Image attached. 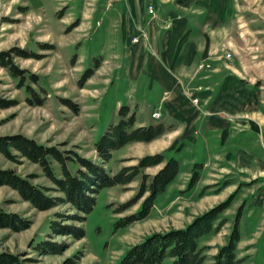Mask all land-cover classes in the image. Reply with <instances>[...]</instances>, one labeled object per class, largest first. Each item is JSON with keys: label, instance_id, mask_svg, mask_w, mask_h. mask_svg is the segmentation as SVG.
Wrapping results in <instances>:
<instances>
[{"label": "rangeland", "instance_id": "1", "mask_svg": "<svg viewBox=\"0 0 264 264\" xmlns=\"http://www.w3.org/2000/svg\"><path fill=\"white\" fill-rule=\"evenodd\" d=\"M95 1L87 5L90 11ZM229 6L228 19L235 20L236 38H245L240 42L239 58L244 61L252 88L264 100V0H229ZM82 7L83 0H0V53H12L14 63L27 71L25 84L35 90L33 96L26 92L19 79L0 65V98L16 102L9 108L0 107V136L23 134L58 147L66 155L76 157V153L101 163L95 142L118 121L120 107L130 105L132 111L141 109L136 126L151 120L164 122L171 129L156 138L158 141H135L114 150L106 169L114 174L138 164L145 155L163 151L180 160L179 174L156 198L148 217L121 228L116 227L117 221L140 210L149 192L129 209L117 210L139 193L144 174L150 180L165 163L142 169L127 185L101 190L84 222L77 219L84 213L71 203L41 211L11 187L0 186V206L31 222L22 231L0 227V251L23 255L29 264H117L131 246L149 235L185 227L204 212L230 202L220 214L219 220H225L221 229L199 241L206 254L203 264H214V256L228 241L241 207V240L237 246L240 264H264V199H260L261 194L264 198V102L259 107L253 104L250 111L242 112V107L236 106L237 112L223 114L220 128L212 125L210 103L199 94L188 93L190 96L184 97L186 106H164L169 115L164 114L157 106L162 88L132 84L128 75L130 58L111 56L114 49L125 46L120 21L109 20L106 15L104 20H88L83 18ZM154 8L152 20L157 19ZM149 31L148 26H139L132 33L131 44L138 43L134 35L139 33L144 35L140 41L149 43ZM228 44H222L220 54L229 64L234 49H227ZM15 49L28 56L16 55ZM99 59L101 68L81 87L79 80L84 72ZM205 67L208 65L199 64V68ZM193 85L190 83L187 91L192 92ZM29 96L35 104H40V99L44 104L28 102ZM69 103L79 106L80 111L75 112ZM155 111H160L161 117H151ZM19 160L21 163L10 161L0 152L1 167L15 169L25 177L36 175L32 178L35 184L55 186L38 164L25 157ZM197 163L203 164L201 177L189 189ZM54 166L60 173L59 163L54 161ZM69 167L75 172L78 165L69 162ZM60 214L66 217L62 219ZM53 221L84 226L86 235L77 239L70 233L56 234L51 227ZM43 241H52L59 249L41 252L38 245Z\"/></svg>", "mask_w": 264, "mask_h": 264}, {"label": "trees", "instance_id": "2", "mask_svg": "<svg viewBox=\"0 0 264 264\" xmlns=\"http://www.w3.org/2000/svg\"><path fill=\"white\" fill-rule=\"evenodd\" d=\"M13 52L18 56H28L25 51L18 49ZM100 62V59L97 60L93 68L84 72L79 80L81 87L100 67ZM0 65L9 71L13 78L19 79V85L25 86L26 92L32 96L35 95L34 88L25 84L27 71L14 63L10 51L0 53ZM32 99L33 97L29 96L27 101L34 105L44 104L43 99H40V104H35ZM15 104V101L0 98L1 108H9ZM69 105L75 112L80 111L79 106L70 103ZM118 113V121L110 124L99 140L95 142V149L101 163L76 153H74L76 157L70 154L66 155L58 147L44 145L23 134L0 136V152L7 159L16 163H21L19 159L22 157L29 159L38 164L43 169L44 175L55 185L48 188L35 184L32 178L36 175L25 177L15 169L0 166V186L11 187L24 201L30 202L33 207L41 211L71 203L79 212L84 213L83 216H77L80 222H84L87 219V214L93 211L97 195L101 190L106 187L127 185L142 173V169L165 163L150 180L149 176L143 175L139 193L122 204L117 212L132 207L147 192L149 195L143 201L140 210L119 219L116 227H125L135 221L145 219L151 213L156 198L166 191L169 184L179 174L180 160L176 156L168 157L161 152L145 155L138 160V164L125 166L114 174L110 173L105 164L112 160L114 150L135 141L151 142L171 129V126L164 122L136 126L137 112L132 111L130 105H122ZM54 161L59 163L60 173L56 171ZM69 162L77 163L78 168L75 172L70 169ZM202 165L201 163L195 165L196 169L190 179L189 189L193 188L200 180ZM50 191H54L58 195L50 194ZM229 203L226 202L204 212L185 227L149 235L140 243L131 246L117 264H203L206 254L204 248L199 245V241L203 236L221 229L225 220H219L220 214L228 207ZM242 209L241 207L237 214L228 241L219 248L218 253L214 256V264H240L242 262V259L237 256V246L241 240L239 224ZM60 215L62 219L66 217L63 214ZM30 225L31 222L28 219L0 206L1 228L22 231L28 229ZM51 227L56 234L70 233L77 239H82L86 235L84 226H65L58 221H53ZM58 249V245L52 241H43L38 245V250L41 252L52 253ZM22 256L0 251V264H29L30 260L22 258Z\"/></svg>", "mask_w": 264, "mask_h": 264}, {"label": "crops", "instance_id": "3", "mask_svg": "<svg viewBox=\"0 0 264 264\" xmlns=\"http://www.w3.org/2000/svg\"><path fill=\"white\" fill-rule=\"evenodd\" d=\"M91 1L83 0V18L104 20L106 15L109 20H119L126 41L130 42L139 26H148L149 43L136 36L137 44L130 42L128 47L125 41L124 48L114 49L111 56L130 58L132 69L125 73L132 84L162 88L157 106L164 114L169 115L164 106H186L184 97L199 94L210 103L212 125L220 128L223 114L237 112L236 106L240 105L243 112L264 102L262 94L250 84L244 61L239 58L240 42L245 38H236L235 20L228 19L229 0H97L90 11L87 5L93 4ZM150 4L156 7V20L148 12ZM224 42H229L227 49H234L229 64L220 54ZM203 62L208 67L199 68ZM188 82L194 84L192 92L187 91ZM150 123L155 122L149 120L144 125ZM260 199H264L262 194Z\"/></svg>", "mask_w": 264, "mask_h": 264}, {"label": "built area", "instance_id": "4", "mask_svg": "<svg viewBox=\"0 0 264 264\" xmlns=\"http://www.w3.org/2000/svg\"><path fill=\"white\" fill-rule=\"evenodd\" d=\"M148 9H149V12H150V13H153V12L155 11V8H154L153 5H150ZM227 57H230V55L227 54ZM153 116H154V117H159V116H160V112H155V113L153 114Z\"/></svg>", "mask_w": 264, "mask_h": 264}, {"label": "bare ground", "instance_id": "5", "mask_svg": "<svg viewBox=\"0 0 264 264\" xmlns=\"http://www.w3.org/2000/svg\"><path fill=\"white\" fill-rule=\"evenodd\" d=\"M155 12V11H154ZM137 38V37H136Z\"/></svg>", "mask_w": 264, "mask_h": 264}]
</instances>
